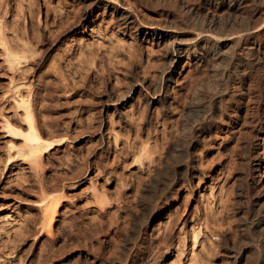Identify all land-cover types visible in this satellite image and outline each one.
I'll return each mask as SVG.
<instances>
[{
    "label": "rangeland",
    "instance_id": "1",
    "mask_svg": "<svg viewBox=\"0 0 264 264\" xmlns=\"http://www.w3.org/2000/svg\"><path fill=\"white\" fill-rule=\"evenodd\" d=\"M102 1L0 0V264H100L119 252L120 264H233L248 240L243 226L254 230L249 217L264 209V61L228 92L201 94L226 102L228 125L216 131L219 110L203 119L188 109L205 64L183 59L157 104L166 41L125 29ZM128 1L146 23L164 22L177 5ZM24 101L52 142L39 162L6 128L24 124ZM237 110L241 122L231 120ZM185 118L195 129L183 143ZM44 193L61 199L52 233L41 230ZM84 242L90 248L72 249ZM253 245L248 254L262 256L264 237Z\"/></svg>",
    "mask_w": 264,
    "mask_h": 264
},
{
    "label": "bare ground",
    "instance_id": "2",
    "mask_svg": "<svg viewBox=\"0 0 264 264\" xmlns=\"http://www.w3.org/2000/svg\"><path fill=\"white\" fill-rule=\"evenodd\" d=\"M125 1L127 2L126 5L121 4L120 9L119 0H103L102 2H100V7H112L113 11L119 14V20L121 21V25H123L125 29L127 28L132 29L133 31L135 30L137 31V34L145 36L147 38L166 41V60L168 61V69L172 68V70L164 69L162 71L160 78L161 82L159 83V86H157V89L154 91V93L151 95L154 97V102H157V104L166 102L169 91V84L172 82L176 69H178V66L183 59L187 58L188 60H197L198 62L205 64V67L209 69H207L209 71V75H206L207 78L205 77L204 80L202 79L203 81H201L198 85L196 81V86L195 83L192 84L194 86H192L193 88L191 87L192 96L190 97L191 99H189L191 100V102H189L191 105L188 108L189 112L195 114L194 112H196V110L201 111L203 116L202 114L200 116L198 114V117L202 116L201 118H206L210 117L214 113V111L219 110L222 119L221 121L218 120L219 122H215V116L212 115L215 120L213 121V119L210 118L212 120V122L209 124L210 128L216 130L218 128H222V126L224 125H228L229 121L227 122L225 118L226 116L230 118L227 113L230 110L226 111L227 114H223L224 108L222 109V107H224L222 106L223 103L225 104L226 102H223L221 98L219 99L220 101L218 102V104L217 102L216 104H214L215 100L209 101V97L211 96L212 98V95L216 96L219 92H228L230 88L228 86L229 81L233 78L239 76L244 77L245 75L248 76L249 74H251V77L252 74L254 76H258L255 73L259 71V68H261L260 64L262 61H264V0H176V8L174 7V10H172V12L169 11V13L165 15L164 22L160 21L161 23H146L144 20L139 19V15L136 14L137 12H135V10L133 9L131 2H129L128 0ZM207 8H213L216 15H209L207 13H204L203 10ZM220 12H222L223 14H220ZM9 56L13 60L16 59V57L12 54H9ZM254 76L252 78H254ZM253 84L255 85V83ZM205 93H207V96L208 94L210 95L209 97L205 96L209 99V102L204 101ZM201 94L203 95L204 99L201 98ZM228 94H231V92ZM257 98L258 97H256V99ZM226 99L225 101H227ZM258 99H260V96ZM120 100L122 99L120 98ZM120 100H118V102ZM225 106H227V104ZM24 109L25 122L21 126V128H16L11 124H7L6 128L10 133H13L14 135L23 139L25 144L24 147L26 148L25 153L28 155L29 159L32 158L31 160L34 159L35 162H39L38 160L43 156V153L51 149L52 142L46 139L44 135L39 131L35 115L28 101H24ZM260 109V107H257V110L255 109V112H257L258 114L254 117L256 118V124L254 126V122L252 125L253 133L259 131V126L262 127L260 125V122L262 121V114L260 112ZM263 112L264 111H262V113ZM233 113L234 114L231 120H234L235 122H241L240 110H237L236 112L233 111ZM243 115L246 114L244 113ZM263 118L264 117H262V119ZM197 120H200L201 122L202 119ZM197 120L193 121V123L198 122ZM191 122L190 120H187L183 124V127L181 129L183 143L187 142H184V139L186 140L187 138H190L192 128L195 129L194 127H192L193 124ZM196 127H198V124ZM181 139L182 138H180L179 142L182 141ZM246 144L250 145V143ZM183 146H185V144ZM183 146L180 145L177 147V154L179 156L182 155V152L185 153L187 149L186 147L183 150ZM254 166L255 165H253L252 167L253 169L251 168V170L253 171L256 170ZM56 195V193L55 195L54 193H44V195L42 196V200L40 201L42 209L41 230L46 231L47 233H52L51 229L61 207V199ZM254 203H256V201L253 202V204ZM258 206V213L253 212L249 217V220L252 219L250 224H255L256 228L253 230L251 227H249L250 225L247 226L248 224L246 226H243V237L245 236L248 240L241 245L238 253H234L233 264H239L241 262L244 264H264V254L262 256L260 255V257L258 258L255 257V259L248 254V249L253 245L255 239H257L258 241V238L264 237V209L262 205L258 204ZM196 239L197 237L195 236L194 242H196ZM241 243H243V241ZM71 246L73 250L79 248L86 249L87 244L82 245L79 243H73ZM134 246L127 243L125 249L122 248L121 250V252H123V256H128L129 258L132 252L131 250L134 248ZM237 248H235V251ZM118 250L117 252H119ZM128 250H130V252ZM251 253L253 254V252ZM256 253L259 252L257 251ZM118 254V257L116 258L112 257L111 259L109 257V259H100V264H120L123 257L122 255H120V252ZM255 255L253 254L252 256Z\"/></svg>",
    "mask_w": 264,
    "mask_h": 264
}]
</instances>
